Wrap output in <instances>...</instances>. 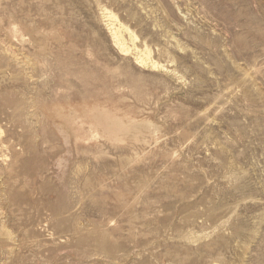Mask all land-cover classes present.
<instances>
[{
  "label": "rangeland",
  "instance_id": "obj_1",
  "mask_svg": "<svg viewBox=\"0 0 264 264\" xmlns=\"http://www.w3.org/2000/svg\"><path fill=\"white\" fill-rule=\"evenodd\" d=\"M0 264H264V0H0Z\"/></svg>",
  "mask_w": 264,
  "mask_h": 264
},
{
  "label": "bare ground",
  "instance_id": "obj_2",
  "mask_svg": "<svg viewBox=\"0 0 264 264\" xmlns=\"http://www.w3.org/2000/svg\"><path fill=\"white\" fill-rule=\"evenodd\" d=\"M126 26V25H125Z\"/></svg>",
  "mask_w": 264,
  "mask_h": 264
}]
</instances>
